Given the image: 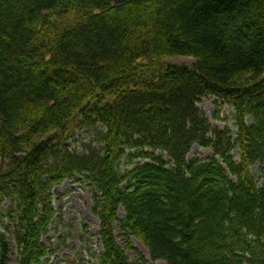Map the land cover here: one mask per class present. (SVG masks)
<instances>
[{
	"label": "trees",
	"instance_id": "16d2710c",
	"mask_svg": "<svg viewBox=\"0 0 264 264\" xmlns=\"http://www.w3.org/2000/svg\"><path fill=\"white\" fill-rule=\"evenodd\" d=\"M98 124L99 147L68 148ZM73 177L94 264H147L132 238L152 262L264 264V0H0V264L54 255L52 189Z\"/></svg>",
	"mask_w": 264,
	"mask_h": 264
},
{
	"label": "rangeland",
	"instance_id": "374dc122",
	"mask_svg": "<svg viewBox=\"0 0 264 264\" xmlns=\"http://www.w3.org/2000/svg\"><path fill=\"white\" fill-rule=\"evenodd\" d=\"M164 63L190 65L193 60L188 57H172L166 59ZM197 107L207 116L213 128H226L235 132L232 122L233 110L224 100L208 96L202 98ZM216 111H218L219 120L214 118ZM224 118L227 120L221 121ZM103 130L102 126L98 124L95 127L75 131L70 135L67 146L71 151L79 154L85 151L88 144L97 148L99 147L96 141L97 134ZM210 156L211 151L209 149L193 146L187 157L206 159ZM233 156L237 160L238 152L235 151ZM166 161L169 159L166 158ZM124 164L123 161V167ZM256 167L251 168L253 175L256 174ZM77 179L81 182H77ZM52 194L56 212L55 219L51 223L48 235L43 237L42 241L47 247L54 249L55 253L52 257L44 259L41 264H94L91 254L100 253L101 247L97 243L96 234L99 231V222L91 213L92 196L89 187L83 182V179L66 178L60 185L53 187ZM122 215L120 211L119 217ZM115 238L118 244L125 248L118 229L115 231ZM131 241L136 250L138 249L146 257L147 264H165L163 261H150L146 248L135 238H132ZM125 253L130 261H136V254L132 250L125 249ZM10 259L12 264H16L13 255L10 256Z\"/></svg>",
	"mask_w": 264,
	"mask_h": 264
}]
</instances>
